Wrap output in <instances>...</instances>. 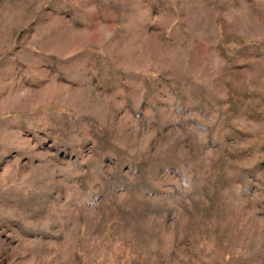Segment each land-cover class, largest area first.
Instances as JSON below:
<instances>
[{"label":"rangeland","instance_id":"374dc122","mask_svg":"<svg viewBox=\"0 0 264 264\" xmlns=\"http://www.w3.org/2000/svg\"><path fill=\"white\" fill-rule=\"evenodd\" d=\"M0 264H264V0H0Z\"/></svg>","mask_w":264,"mask_h":264}]
</instances>
